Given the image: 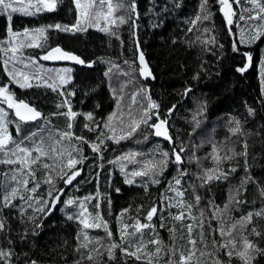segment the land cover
<instances>
[{
    "label": "trees",
    "instance_id": "1",
    "mask_svg": "<svg viewBox=\"0 0 264 264\" xmlns=\"http://www.w3.org/2000/svg\"><path fill=\"white\" fill-rule=\"evenodd\" d=\"M129 2L130 0H111L114 11L109 19L125 14L124 9L119 5L124 3L126 6ZM135 2L139 15L135 19L134 30L131 21L120 25L109 23L102 17L98 26H90L82 22L81 31L61 32L49 29L45 36L33 33V38H30L29 35H24L25 29L32 32L31 30L57 23L75 24L79 18V9L76 8L74 0H57L55 11H42L33 17L13 14L11 28L21 33L15 42L24 45L30 41L41 44L40 48L25 46L19 54L25 52L28 56L40 58L49 48L60 45L66 50L75 52L86 62L95 61L91 67L86 63L82 67L72 69L71 82L64 85L58 83V86H54L55 91L46 86L21 90L22 96L42 113V121L38 123L40 128L32 133H37V140L44 139L46 149L59 138V134L65 131H71L75 136H83L90 142L98 143L96 137L100 129L89 131L84 127L86 123L94 127L92 122L87 121L83 115L89 112L101 125L108 123V117L116 113L110 126L116 127V136L119 137L121 135L120 118H123L126 125L131 118H139L143 108L149 103L141 89H147L151 100L159 104L160 119L169 120L175 144L170 145L168 142L155 139L152 134L153 129L145 125H141L133 136L119 142H116V139H105L99 154L94 153L88 144H80L73 139L71 144L81 147L82 154L86 157L82 164L76 166L82 168V172L72 185L67 186L56 179L53 172V184L56 188H63L64 194L60 196V202L56 203L51 213L43 219L42 227L38 230L39 234H32V226L27 218L33 214V209L28 208L24 201L16 200L14 202L16 207L6 208L0 214V218H6L5 230L0 232V248L13 253L11 264H28L32 260L37 261V264H74L82 255H87L89 249L99 246L96 238H101V242L105 245L109 242L102 228L84 229L77 220H68V215L75 216L83 211L77 205H66L65 202L69 198L83 203L84 209H87L85 217L90 223L94 222V217L99 212L103 220L108 222V227L113 233V240L123 244V247L128 248L129 251H133L141 238L148 241L153 238L154 233L150 229H143L142 236L141 233L126 236L125 240L133 242V247L129 248L128 244L120 240L118 229L124 224H134L136 218L144 223L145 212L152 203H160L161 194L165 192L168 183H174V177L180 178V169H186L189 173L182 178L181 188L185 190L184 198L188 202H193L194 185L196 194L201 196L199 207L204 209L205 240L209 244L207 252L213 251L211 247L213 236L209 234L207 224V218L211 215L209 201L223 208L228 202L230 191L240 187L241 180L248 176L250 180L241 188L239 196V199L246 203L232 207L230 212L232 221L239 220L248 212L264 209V195H262L264 190V91H262L260 79V63L264 61V38L250 47L237 43L236 46L240 51L232 50L234 41L239 39L241 29H244L247 38L252 35L250 30L252 26H259L264 22L257 20L246 23L234 17L230 33L217 0H209L213 14L211 20L198 22L194 27L190 22L197 14H201L202 0H135ZM237 7L233 4V9ZM239 7L249 9L253 5L246 3V0H240ZM97 9L107 13V0L102 9L99 8V0H97ZM239 14L247 17L249 12H238ZM105 25L109 32L100 30ZM9 26L6 14L0 15V82L2 83L10 78L7 75L10 69L9 64L20 61V59L9 60L11 53L6 55L4 52L10 39V33L7 31ZM85 28L86 30H83ZM190 28L191 31H189ZM204 28H208L209 32H203ZM110 32H115L116 35H111ZM211 37H215V43H206L205 41ZM140 51L143 52L155 79H144L140 76L141 65L138 60ZM246 51L252 52L253 62L247 71L241 73L237 69L245 66L246 58L241 53ZM5 60H9L7 65ZM125 61L129 63L125 64ZM28 72L30 74V71ZM125 73L130 74L125 75ZM41 74L45 75V73ZM188 88L191 91L185 95V89ZM62 90L75 93L68 97L72 111L79 113L72 121L71 129L68 128V117L60 114L67 111V107H60L65 99L60 94ZM18 92H20L19 89ZM137 92L140 94L135 96V103H133L132 96ZM173 106H175L174 110L171 115H168V110ZM250 108L255 110L254 115L249 114ZM233 118L240 121L242 135L231 134L230 129L235 127ZM156 121V117H153L149 124ZM197 121H199L198 125ZM125 131H127L126 127ZM103 132L111 135L106 128ZM13 137L19 139L20 136ZM245 141L248 145L247 157L237 156L232 160L223 161L221 165L225 171L236 167V172L226 181H213L201 187L196 174L201 171V168L214 167L210 158L213 144L222 148L223 152L232 149L239 153L243 150L242 145ZM68 144L67 140L62 141V145L68 146ZM181 146L185 149L182 154L185 162L177 165L170 161L159 185L152 184L150 177L130 175L131 171L141 168L143 162L149 158L159 159V153L171 152L173 147L179 151ZM57 147L59 148L60 145ZM193 152L200 157L199 166L188 162ZM134 153L139 154L133 157L136 163L121 159ZM73 155L79 158L77 153ZM245 159L247 172H245ZM122 167L124 171H121ZM0 171L1 173L9 172V166L0 164ZM43 172V169L36 172L40 187L33 195L36 198L47 199L49 185L43 183ZM126 179H132L134 183L128 184L125 182ZM3 183L2 178L1 185ZM28 186H32L31 181ZM167 194L173 195L172 192ZM86 197H92V199H85ZM109 201H111L110 205ZM97 204L99 208L96 207ZM141 205L143 209L137 212ZM36 206L38 205H34ZM21 209L24 211L22 212ZM125 209L129 211L121 216L120 213ZM45 211L47 212V209ZM169 211L176 213L178 209L163 211L162 215L166 217L164 228L160 227V221L156 218L152 223L155 224L156 232L165 246L174 244L178 251L187 254L189 245L185 225L190 221H173ZM192 214L199 219L198 209H193ZM227 219L226 215L225 220ZM212 227H217L216 221H212ZM253 227L260 233L259 236L252 231ZM168 228H175V232L170 234ZM193 228L192 237L197 240L196 247L202 248L195 223ZM25 229L28 231L26 238L23 235ZM126 231L131 232L132 228ZM84 233H87L91 242L84 240ZM244 235L257 249L264 250V216L254 215ZM215 239L219 240L220 237L216 235ZM82 243H87V248H81V251L77 252V247ZM240 244L241 241L237 237V246L239 247ZM101 251L103 252L104 249L102 248ZM143 251L154 252V246L149 244ZM138 254L143 255V252ZM93 255L97 264H142V261L124 255L120 248L113 250L115 257L113 260L108 259L106 252L103 256H96L95 253ZM214 255L218 256L224 264H228V257L224 255L223 250L216 251ZM175 259L178 260L179 256L177 255ZM195 259L196 257L193 258V264ZM167 260L168 256L162 253L158 264H165ZM0 264H4V261H0ZM81 264H93V261L85 259L81 261ZM200 264H213V260L205 255L200 258ZM231 264H244V262L234 256ZM251 264H264V251L255 253Z\"/></svg>",
    "mask_w": 264,
    "mask_h": 264
},
{
    "label": "snow or ice",
    "instance_id": "2",
    "mask_svg": "<svg viewBox=\"0 0 264 264\" xmlns=\"http://www.w3.org/2000/svg\"><path fill=\"white\" fill-rule=\"evenodd\" d=\"M76 8L79 9V18L76 23L73 25H61L59 23L54 25H47L45 27H41L38 29L31 30L33 33H38L40 36H45L47 30L54 29L61 32H74L81 31L80 24L86 23L90 26H98L101 18L103 17L106 21L113 24H125L129 21L132 22L131 26L133 30L135 29V19L138 18V12L136 11V2L135 0H130V2L125 6L124 3L119 5L120 8L124 9V13L115 19H109L113 14V5L111 0H107V13H102L97 9V0H74ZM219 5L221 6L220 10L223 16L226 18V24L229 27V32L231 33V26L234 24V17L238 21L247 22H255L257 20L264 22V0H246V3L253 5L252 8L249 9H240V0H217ZM233 4L237 5V9H233ZM105 5V0H99V8L102 9ZM57 8V0H0V15H5L7 21L10 22L13 19V14L19 13L25 16H33L42 11H55ZM248 11L249 15L245 17L243 14H239L238 12ZM200 13L197 14L194 19L190 22L194 27L198 22L203 23L204 21L211 20L212 12L209 6V0H202L200 5ZM83 30H86L83 29ZM101 31L109 32L107 27L101 28ZM192 29L190 28L189 31ZM252 35L246 38V34L244 29L240 30L238 41H234L233 43V51L239 52L240 49L236 46L237 43L244 44L250 47L252 44L256 43V41L264 38V23L259 26L251 27ZM7 31L10 33V39L8 41V47L4 48V52L7 55L9 52L11 53V57L9 60L15 61L18 59V54L21 49L25 46L32 48H40L41 44L34 43L32 41L28 42L27 45L16 43L17 37L21 35V33L15 32L9 26ZM28 29H25L24 35L29 34ZM203 32H209L208 28H204ZM111 35H116L115 32H110ZM133 35L135 32L133 31ZM175 42V41H174ZM206 43H215V37H211ZM138 45V40L136 41ZM246 58V64L244 67L237 69V71L243 73L247 71L248 67L252 65L253 62V54L251 51H246L241 53ZM40 60L44 61H73L76 64H88L89 67L92 66L95 61L86 62L81 59L78 55H75L71 52L65 51L59 46L49 48L44 55H42ZM9 60H5V65L9 63ZM28 60L36 65L35 71L31 74L26 73L20 69H17L15 66L8 70L7 75L10 77L9 84L0 86V98H2L3 103L7 105V109H13L15 117L19 118L20 122H29L36 121L38 118L42 117V113L39 112L35 107L30 106L28 103L23 100L17 101L15 97V93L10 91V84L15 83L21 89H27L32 87H41L46 86L48 88L53 89L54 83L56 80L59 81L61 85L68 84L72 77L70 73L72 71L71 68H63V69H47V75H42L41 73L45 70L43 66L39 64V60L35 57H28ZM139 64L141 67L139 68V74L144 79L155 77L152 75L151 70L148 67V64L145 61V57L143 52H139L138 55ZM23 61H21L22 63ZM128 61H125V64H128ZM133 63H135L133 61ZM25 68L28 67L27 64L24 65ZM111 71V69H109ZM130 73H125V75H129ZM107 75V73H106ZM198 78V77H197ZM260 79L262 84V91H264V61L260 63ZM35 81V83H33ZM52 81V82H49ZM147 96L149 101L148 105L143 108V112L139 118H131L129 122L125 125L123 118H120L119 127L121 131V135L119 137L116 136V127L110 126V122L116 116V113H113L108 117V123L100 124L95 121V118L91 112L83 114L87 121H91L92 125L85 124L84 127L89 131H94L96 129H100L97 133L96 140L97 142H90L86 140L83 136H75V134L71 131H65L59 134V138L54 141L53 144L47 146L45 148V141L43 138L37 140V133H31L28 136H23L21 139L17 140L13 137L12 133L9 131V125H15L17 136L21 135V125L14 119L9 118L8 111L0 107V164L9 166V172L0 173V177L4 179V183L0 185V214L3 213L4 209L16 207L14 203L16 200L24 201L28 208L33 209V214L28 216V222L31 223L32 226V234L38 235V230L42 227L43 219L46 218L47 215L51 213V211L55 208L56 203L60 202V196L64 194L63 188H56L53 184V172H55V178L62 181L64 185H72L73 181L81 174L82 168H77L78 164H82L86 157L83 156V149L76 145L71 144V141L75 139L79 141L80 144H88L91 150L94 153L99 154L101 152L102 146H104L105 139H116V142L119 140L128 138L133 136L137 130L141 128V125H145L151 129H153V135L157 137H163L169 141L171 144H175L172 136L168 132L167 128V120L160 119L159 116V104L151 100L150 95H148L147 89H141ZM191 89H185V95L190 92ZM62 96L65 97L64 102L60 105V107H67V111L64 113H60L61 115H65L69 119L68 128H72V121L76 118L79 113L72 111L71 102L68 97L75 95L74 92H67L62 90L60 92ZM137 92L133 94L132 101L135 103V96L139 95ZM122 99V97H121ZM119 107V105H117ZM168 110V115H171V112L174 110ZM157 110V111H153ZM250 115L255 114L254 109H248ZM156 117L157 122L149 124V121ZM235 124V127L230 129L232 135H242L243 129L241 127V123L239 120H235L233 118L232 121ZM199 121H197V125ZM125 127L127 131H125ZM108 129L111 135H107L103 132V129ZM51 136V133H49ZM67 140L69 142L68 146L62 145V141ZM30 145V146H27ZM57 145H60L58 148ZM213 151L210 154V158L214 163V167L212 168H201V171L196 174L197 179L200 180V186L203 187L206 184H209L213 181H226L229 176L236 172V167H231L227 171L222 168V162L225 160H232L237 156L247 157L248 155V145L245 141L242 145L243 150L239 153L230 149L228 152H223L222 148L217 147V145L213 144ZM69 148L71 150H69ZM185 149L183 146L180 147L179 151H176L175 147H173L171 152L164 151L159 153V159L149 158L148 160L143 162V166L139 169L131 171L130 175L132 177H150V181L152 184L159 185L161 183V178L163 177L164 171L167 169V165L170 161L175 162L177 165L183 164L185 162L183 153ZM223 152V155L221 154ZM73 153H77V156L73 155ZM139 155L138 153L129 154L127 157H122L121 159H128L132 163H136L134 160V156ZM66 157V160H65ZM208 158V157H206ZM189 163H196L198 166L200 165V157L195 155L193 152L192 157L188 161ZM247 160L245 159V172H247ZM40 169H43L44 180L43 183L49 185V189L47 192V199L44 198H36L33 194L37 192L40 187V181L36 176V172ZM121 171H124V168H121ZM180 178L174 177V183L169 182L165 192L161 194L160 203H152L147 211L144 214V223H141L139 218L134 220V224H124L122 228L118 229L120 232V240L123 243L128 244L129 248L133 247V242L130 240H125L126 236H134L136 233H141L143 235V229H150L154 235L153 238L148 241H144L142 238L136 243L134 250L129 251L128 248L123 247V244L116 243L113 240V233L108 227V222L103 220V217L99 212L96 213L94 217V222L90 223L89 219L85 217V212L87 209H84L83 203H78L77 199L69 198L65 202L66 205L72 206L77 205L83 211L79 212L77 215H68V220H77L80 225L83 226L84 229H103L108 238V243L105 245L101 242V238H96V243L99 245L93 249H89L87 255H82L80 259L76 260L74 264H81L82 260L93 261V264H97L95 261L96 256H103L106 252L109 260L115 259L113 256V250L116 248H120L121 251L126 256L134 257L137 261H142V264H158L159 259L161 258V254L167 255L168 260L165 261V264H193V258L196 257L194 264H200V258L207 255L211 257L213 260V264H224L218 256L214 255L216 251L223 250L224 255L228 257V264H231L232 257H236L239 260L243 261L244 264H251V260L253 255L257 252H262L264 250H259L255 247V245L248 240L247 236L244 235V232L247 228V225L252 222L253 216H264V209H261L256 212H248L246 215H242L239 220L232 221V217L230 215L231 209L234 206H238L242 203H246V201H242L239 199L241 194V188L250 180V177L246 176L240 182V187L235 188L230 191L228 196V202L220 208L219 205H215L212 201H209L211 215L207 218L208 230L209 234L213 236L211 241V247L213 249L212 252H207L206 250L209 247L208 242L205 240V219H204V209L200 208L201 196L196 194L195 189L196 186H193V202H188L185 197V190L181 188L182 178L184 176L189 175L186 169L179 170ZM32 183V186L29 187V183ZM128 184L134 183L132 179H126L125 181ZM145 190L147 187L145 186ZM119 191V189H117ZM172 192L173 195L169 196L167 193ZM27 193V195H26ZM262 195H264V190H262ZM85 199H92V197H86ZM111 201H109V205ZM34 205H38L34 207ZM99 208V204L96 206ZM176 208L178 211L176 213H172L169 211V216L173 221H190L187 223L186 230L188 234V251L187 254L183 251H178L174 244L172 246H165L162 239L159 238L158 233L156 232V226L152 223L153 219L156 218L160 221V227L164 228L166 225L164 223L166 217L162 215L164 210ZM47 209V212L45 211ZM143 209V205L137 209V212ZM159 209V211H158ZM193 209L199 210V219L196 216H193ZM23 212L24 209H21ZM129 211L125 209L120 213L121 216L124 215L125 212ZM91 215V214H89ZM227 215L228 219L225 220V216ZM83 217V218H82ZM131 219V217H130ZM212 221L217 222V227H212ZM229 221H232L229 223ZM195 223L197 235L199 236V242L202 248H197V240L192 237V233L194 231L193 224ZM6 227V218H0V232L4 231ZM132 228L131 232H127L128 228ZM170 234L175 232V228H168ZM252 231L259 236L260 233L256 232L253 227ZM235 233V235H234ZM24 237L26 238L28 235L27 229H25ZM218 235L220 237L219 240L215 239V236ZM237 237H239L241 244L237 246ZM79 239V237H77ZM84 240L91 242L87 233H84ZM151 244L154 246V252H146L143 251L147 248V246ZM81 248H87V243L80 244L76 251L80 252ZM104 249L102 252L101 249ZM140 255L138 253H142ZM198 254V255H197ZM13 253L10 250H5L0 248V261H4V264H11V256ZM179 256V259L175 258ZM28 264H37V261L32 260L28 262Z\"/></svg>",
    "mask_w": 264,
    "mask_h": 264
},
{
    "label": "rangeland",
    "instance_id": "3",
    "mask_svg": "<svg viewBox=\"0 0 264 264\" xmlns=\"http://www.w3.org/2000/svg\"><path fill=\"white\" fill-rule=\"evenodd\" d=\"M25 2H27V0H25ZM17 14V13H16ZM19 14V13H18ZM20 15H22V14H20ZM22 16H25V15H22ZM33 16H35V15H33ZM33 16H31V17H33ZM36 16H37V14H36ZM10 27H11V24H10ZM13 30V29H12ZM36 34V33H35ZM29 36H30V38H33V32H29V34H28ZM45 54V53H44ZM28 57H35V56H28L25 52H21V54H19V57H18V59H20V61H16V62H12V63H10L9 64V68L10 69H8V70H11L14 66L17 68V69H20V70H22V71H24V72H26V73H29L28 71H32L33 72V70H35V68H36V65L35 64H33L32 62H30L29 60H28ZM37 60H39V64L40 65H42L43 66V69L45 70L44 72H42V73H45V75H47L48 73H47V69H63V68H71V69H74V68H76V66H73V65H71V64H60V65H53V64H47V62L46 61H44V60H40L37 56L35 57ZM17 59V60H18ZM21 61H23L22 63H21ZM25 64H27L28 65V67L27 68H25L24 67V65ZM70 76L71 77H73V71H71V73H70ZM73 79V78H72ZM71 79V80H72ZM52 82V81H51ZM71 82V81H70ZM34 83V82H33ZM58 83H59V81L58 80H56L55 81V83H54V86H58ZM40 125L38 124V125H36V126H34V127H29V128H21L22 129V131H21V135H20V137H23V136H26L27 134H29V133H32V132H35V131H38V129L40 128L39 127ZM41 130V129H40ZM20 137H19V139H20ZM19 139H17V140H19Z\"/></svg>",
    "mask_w": 264,
    "mask_h": 264
},
{
    "label": "flooded vegetation",
    "instance_id": "4",
    "mask_svg": "<svg viewBox=\"0 0 264 264\" xmlns=\"http://www.w3.org/2000/svg\"><path fill=\"white\" fill-rule=\"evenodd\" d=\"M32 73V71H30V74ZM9 81H10V78L8 80H5L2 82H0V86L2 85H6V84H9ZM18 89L20 90V92H18ZM21 90H25V89H21L18 87V85H16L15 83H12L10 84V91L14 92L15 93V99L17 101L19 100H23L24 102H28L29 104L33 105V103H31L27 98H24L21 94ZM0 107H3L5 108L8 113H9V118L10 119H14L16 120L18 123H20L21 125V128H26V127H34L36 125H38L39 122H41V120L39 122H36V123H24V122H20L19 119L17 117H15L14 115V110L13 109H7V105L5 103H3V100L2 98H0ZM9 131L12 133L13 136H16L17 133H16V129H15V125L13 124H10L9 125Z\"/></svg>",
    "mask_w": 264,
    "mask_h": 264
},
{
    "label": "water",
    "instance_id": "5",
    "mask_svg": "<svg viewBox=\"0 0 264 264\" xmlns=\"http://www.w3.org/2000/svg\"><path fill=\"white\" fill-rule=\"evenodd\" d=\"M56 46H59L60 48H62L63 50H65V51H68V52H71V53H73V54H75V55H78V54H76L75 52H72V51H69V50H66V49H64L62 46H60V45H56ZM56 46H54V47H56ZM141 52V51H140ZM79 56V55H78ZM80 57V56H79ZM81 58V57H80ZM82 59V58H81ZM49 63H51V64H54V65H60V64H71V65H74V66H79V67H82V66H84V64L83 65H81V64H76L75 62H73V61H48ZM26 103H28V102H26ZM29 104V103H28ZM30 106H32V107H35L34 105H31V104H29ZM36 108V107H35ZM37 109V108H36ZM38 110V109H37ZM39 111V110H38ZM40 112V111H39ZM43 117V116H42ZM42 117L41 118H38L36 121H29V122H27V123H36V122H39L41 119H42ZM18 118V117H17ZM19 119V118H18ZM165 120H167V128H168V132H169V134L172 136V134H171V129H170V127H169V120L166 118ZM157 122V121H156ZM25 123V122H24ZM154 131V130H153ZM153 137L155 138V139H158V140H162V141H165V142H168L169 143V141L168 140H166L165 138H163V137H157V136H155V135H153ZM170 145H173V144H171V143H169ZM0 173H1V171H0ZM1 180H2V177H0V185H1Z\"/></svg>",
    "mask_w": 264,
    "mask_h": 264
},
{
    "label": "bare ground",
    "instance_id": "6",
    "mask_svg": "<svg viewBox=\"0 0 264 264\" xmlns=\"http://www.w3.org/2000/svg\"><path fill=\"white\" fill-rule=\"evenodd\" d=\"M105 27H106V25H105ZM81 57V56H80ZM82 58V57H81ZM83 59V58H82ZM84 60V59H83Z\"/></svg>",
    "mask_w": 264,
    "mask_h": 264
}]
</instances>
